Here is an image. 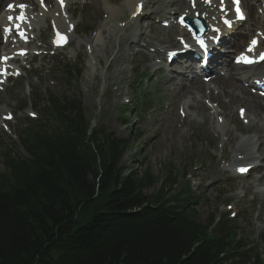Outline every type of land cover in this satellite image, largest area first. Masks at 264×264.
<instances>
[{
	"label": "trees",
	"instance_id": "trees-1",
	"mask_svg": "<svg viewBox=\"0 0 264 264\" xmlns=\"http://www.w3.org/2000/svg\"><path fill=\"white\" fill-rule=\"evenodd\" d=\"M51 103L60 125L22 138L32 158L5 155L0 264H264L237 224L198 221L188 184L145 194L152 177L121 166L129 141L90 130L79 100Z\"/></svg>",
	"mask_w": 264,
	"mask_h": 264
},
{
	"label": "rangeland",
	"instance_id": "rangeland-1",
	"mask_svg": "<svg viewBox=\"0 0 264 264\" xmlns=\"http://www.w3.org/2000/svg\"><path fill=\"white\" fill-rule=\"evenodd\" d=\"M97 2L100 6L98 5L96 13H88L89 18L83 15L81 18L80 12L76 14L80 27L72 49L66 52L67 60L69 58L70 62L65 59L56 60L57 58L46 59L34 66L29 80L14 83L5 93H0V109H13L18 117L17 122L13 124L14 134L0 132V171H3L4 161L2 148L13 144L16 147L13 148L14 153L27 157L26 150L19 145L17 135L22 127L29 126L27 118L29 112L40 116L42 110L38 112L34 105L42 109L40 104L44 100H50L52 96L55 99L66 96L80 99L87 118L93 123L96 121V127L102 123L119 138L129 140L131 150L123 163L131 166L129 168L133 171L148 173L152 177L154 182L145 190L146 194L158 192L165 178L170 180L169 174L172 175L171 184L174 189H181L185 183L183 176L188 172L191 179L188 180L193 182L194 190L201 191L205 196L199 203V221L207 224L210 216L217 212L227 214L229 210L223 207L225 203L234 204L235 210L240 214L236 221L242 230V238H246L249 244L252 241L258 242L261 253L264 251V194H261L260 200L255 195L259 192L258 189H264V164L260 159V153L258 150H252L254 155L259 157L257 161L262 167L250 178H233L234 173H226L224 169L234 160V150L240 146L241 138L255 137L259 129H256L257 123L259 127L264 128V120H256L254 127L249 130L237 114V109L242 105L236 104L228 108L227 112L231 118L229 126L224 131L230 130L235 139L226 146L225 154L222 153L223 142L227 137H224L222 128L220 136L212 130L211 125H216L217 122L215 119L204 121L202 114L196 118L193 115L197 113L192 110L189 112L191 116H188L183 124L180 122L183 117L178 112L179 103L194 101L190 96L180 99L182 97L178 96L176 85L165 86L171 80V74L168 71L162 75L157 74V67H153L156 56L153 58L147 54L152 47L142 48V44L150 42V39L140 35L138 44L134 45L129 40L130 29L134 25L123 32L117 29L118 21L125 22L130 11L126 10L119 18L112 17L105 11L107 0ZM115 2V5H120L124 1ZM163 7L161 1L157 0L150 10H160L164 9ZM161 20L162 16H158L156 21L137 22L141 23L138 25L143 32L156 35L150 46H168L157 38V33L161 34L160 38L169 36V29L161 27ZM97 32L103 37L93 45L96 53L93 56L94 61H91L85 47L80 48L79 43L96 37ZM49 34V29L46 33L44 30L42 40L46 42ZM140 49L144 51L139 52ZM158 54L159 52L156 55ZM55 64L56 71L65 70L67 64L76 65L83 71L81 78L69 87L63 76H58L59 72L58 75L55 74L53 68ZM46 67L50 68L51 72ZM104 68L109 69V76L106 78L108 88L103 85L100 77ZM137 96L141 98L140 101L136 100ZM125 97L131 100L128 106H125ZM143 98L149 99V103ZM201 101L206 105L210 99L204 93ZM221 101L224 105L229 103L228 98H222ZM243 106L249 110L246 105ZM41 119H44V115ZM44 121L49 129L56 127L49 115ZM177 176L180 184L173 183ZM249 247L253 248V245Z\"/></svg>",
	"mask_w": 264,
	"mask_h": 264
},
{
	"label": "bare ground",
	"instance_id": "bare-ground-1",
	"mask_svg": "<svg viewBox=\"0 0 264 264\" xmlns=\"http://www.w3.org/2000/svg\"><path fill=\"white\" fill-rule=\"evenodd\" d=\"M115 1L119 0H107V4L105 5V11L108 12L109 14L112 15V17L117 16L119 17L121 15V12H124V10L127 8L130 11H133V14L135 12L136 6L138 2H141L142 0H123L124 2L121 3L120 5H115ZM145 4H149V0H144ZM71 2V0L69 1ZM180 3L181 6H186V0H179L177 1ZM163 5L167 6V7H171V4H174L175 1L174 0H163L162 1ZM98 5L100 6V3L97 2V0H90L88 7L86 10V12L84 13V16L89 18L88 13H96L98 10ZM246 6L248 8V14H249V18H250V25L251 26H256L258 25V29L262 27V25L264 26V21L262 19V17L259 15V13L256 12L255 6L253 4V0H247L246 1ZM69 7V6H68ZM52 11L54 16L56 13H60L61 11L56 9V6L53 5L52 6ZM181 9V7H180ZM189 9V6L186 8ZM201 11L203 14L207 15L210 14L212 12L211 7L207 6V7H201ZM43 12V11H41ZM50 12V13H51ZM48 13V14H50ZM47 13L45 15H48ZM178 14V13H177ZM176 14V15H177ZM180 15V14H179ZM212 18V17H211ZM51 19V18H50ZM171 19V17L168 18L169 21ZM48 20V18H47ZM60 23L63 26V29H67V27L65 26L66 23V19H64V17H61L59 19ZM68 21V20H67ZM210 22H213L212 20ZM173 29L175 30L172 34L170 33L168 38L167 36H165L164 38H160L161 34L157 33V38H159L160 41H164L167 44H169L171 46V48L175 47L177 44L175 42V38H174V34H184V31H180V33L178 32V27L177 26H173ZM142 34V32H141ZM99 37V38H98ZM102 34L99 32L97 34V37L95 39H92L89 41V43L87 45H92L93 43H95V40L97 41H101L102 39ZM242 40V36L239 35L237 37V39L235 40V42H239ZM151 42V41H150ZM152 47V46H151ZM161 47V46H158ZM159 50V49H157ZM263 67V66H262ZM262 67L259 68L262 69ZM247 71H249L248 69H245ZM171 74H173V76H175L176 72L170 71ZM230 77L228 79H221V78H217L216 82L214 83V86L216 87V89H219V95H216L215 93L211 92L208 95V99L212 100V101H218L219 105L221 108L225 109V117L227 118H231V116H229V113L227 112V109L230 108L231 106H234L236 104H242V105H246L249 109V112L252 115V121L254 122L255 120L258 119H263L264 120V100H261L260 98L250 94L248 92L247 89H245L241 84L242 82H248L249 79L247 77L243 76V73L240 72V68L238 67H231L230 69ZM173 84L176 85L178 88V96L182 97L180 99H184L185 96L187 95H191L192 96V100L194 101L193 104H191L190 102L188 103H179V106L181 108V110H184L186 112H190V110H196L197 112H199V116H202V120H206V119H211V117L208 115L202 101L200 98H202V96L204 95V90H205V86L202 83H194V81H192L190 83V86L188 87L187 85H185V80L183 78L180 79V81L178 83L175 84V82L173 80H170L167 82V86ZM209 90H211V87L209 88ZM194 92H197L201 97L197 98L194 96ZM178 97V98H179ZM222 98H228L229 99V103L224 105V103L221 101ZM241 108H244L243 106H241ZM241 108H238V111H240ZM248 118L251 119V116H248ZM232 120H234V117H232ZM183 124V121H180ZM255 124V123H254ZM228 125V121L226 120V123L221 126L222 127H227ZM256 129L259 128L257 131V139L252 138L250 140H248L249 142L247 144L241 145L239 146L236 150V156L240 157V156H245L246 153L251 152L250 149L247 150V148H249V146H257L258 145V150H260L261 152V160L264 162V128L263 127H259V123H257L256 125ZM212 128L216 131L217 128L215 125L212 126ZM225 136L228 137L227 143H230L232 140H234V135L232 132L227 131ZM235 159H238L236 158ZM239 160V159H238ZM251 161L256 160L255 157H251L250 159ZM249 160V161H250ZM251 162H247V165H250ZM245 167V166H242ZM261 198V196H260ZM260 200V199H259ZM263 205V203H262Z\"/></svg>",
	"mask_w": 264,
	"mask_h": 264
},
{
	"label": "snow or ice",
	"instance_id": "snow-or-ice-1",
	"mask_svg": "<svg viewBox=\"0 0 264 264\" xmlns=\"http://www.w3.org/2000/svg\"><path fill=\"white\" fill-rule=\"evenodd\" d=\"M234 2H235L236 5H237V7H236V12H237V14L240 16L241 19H243V18H244V17H243V14H242V12H241V10H240V8H239V0H234ZM61 3H63V0H61ZM9 7L12 8L13 6L10 5ZM20 7H21V8H24L25 6H24V5H21ZM140 7H142V6H140ZM10 19H12V18L10 17ZM16 19L23 20L24 17H23V16H21V17H17ZM226 22H227V21H226ZM17 29H19V25H17ZM10 30H11V29H6V31H10ZM58 35H59V34H58ZM63 39H64L63 37H60L59 40H58V42L62 41ZM256 44H257V41H256V40H253V41H252V46L249 47L248 51H250V52L253 51V50H254V47H255ZM201 45L203 46V41H201ZM260 59H261V60H264V54H261ZM237 62H238V63H239V62H242V63H246V64H251V63H256L257 61L254 60V59L249 58V57L246 56V55H241V56L238 58ZM6 118L11 119V116H8V117H6ZM238 170H239L240 172L243 173V172H246L248 169H247V168H240V169H238Z\"/></svg>",
	"mask_w": 264,
	"mask_h": 264
}]
</instances>
